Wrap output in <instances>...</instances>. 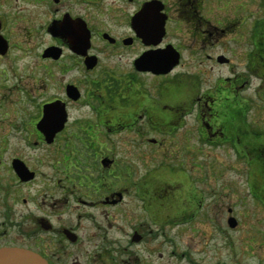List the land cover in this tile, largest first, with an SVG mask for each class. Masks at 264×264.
<instances>
[{
	"label": "flooded vegetation",
	"instance_id": "obj_1",
	"mask_svg": "<svg viewBox=\"0 0 264 264\" xmlns=\"http://www.w3.org/2000/svg\"><path fill=\"white\" fill-rule=\"evenodd\" d=\"M257 9L258 0H0V250L45 264H210L213 235L194 250L164 228L241 224L233 207L224 214L210 148L232 146L264 177V103L240 101L261 68L264 81ZM241 62L245 71L220 76ZM215 71L207 90L204 72ZM262 182L249 184L260 202Z\"/></svg>",
	"mask_w": 264,
	"mask_h": 264
},
{
	"label": "rangeland",
	"instance_id": "obj_2",
	"mask_svg": "<svg viewBox=\"0 0 264 264\" xmlns=\"http://www.w3.org/2000/svg\"><path fill=\"white\" fill-rule=\"evenodd\" d=\"M257 19L262 23L259 24L260 36L258 33V39L261 40V31H264V1L258 0V9H257ZM251 20H255L254 17ZM262 31V32H263ZM185 63H188L187 58H185ZM187 66L181 70H187ZM204 68L203 70H206ZM243 62L236 66H225L219 71L220 76H230L234 73H240L245 71ZM259 71L261 77H252L251 81L246 88L241 89L240 101L243 109H247L250 105L254 107H260L264 103V81L262 79V68ZM204 76L205 82L204 87H207V90H213L215 83H212L213 77L217 74L210 73ZM226 78V77H224ZM203 81H201V84ZM196 91V89H195ZM252 97V99H251ZM261 98V100H259ZM195 100V99H194ZM233 100V99H232ZM224 109L220 113L224 114L225 119L228 118V115L225 112V109L231 103V100L223 99ZM248 111H243L242 117L247 116ZM221 114V116L223 115ZM183 119L186 120V123H196V119L193 116L186 113L183 116ZM227 124V123H226ZM225 124V125H226ZM244 126V124H242ZM264 126V125H263ZM258 129V127H256ZM263 130L262 128H260ZM183 131H179V135H182ZM163 138V137H162ZM170 140L169 138H167ZM241 151V147L238 146ZM170 150L171 147L169 146ZM210 163L208 164V169L211 173L219 172V176L222 179L219 183L223 182V187L220 184L219 187L222 188L221 192L226 194L225 204L223 206L224 214L227 218L228 207H233L235 209L237 218L240 222L239 225L231 229L225 223L222 227L211 226L208 222L197 223L193 227H170L164 228L167 235L171 236H184V241H188L193 247L194 250H201L202 243L198 244L199 235H213V240L207 245L210 251L209 257L207 258V263L210 264H264V199L254 200L249 194V184L251 186H262L264 181L263 175L259 173L258 167H255L253 163L246 162L242 157L237 155V152L234 151V148L230 145L226 146H215L210 148ZM161 157H165L164 154H161ZM214 174V175H215ZM259 195V194H258ZM263 201V202H262ZM184 206L180 207V210L183 211ZM186 212V211H185ZM188 215L194 214L193 210H187ZM214 213V212H213ZM240 213L242 215H240ZM239 214V215H238ZM186 217V215L184 216ZM182 217V219L184 218ZM192 228L193 232L190 230ZM195 239L191 236H196ZM249 235L254 236L258 242L257 246V257L251 255V242ZM262 242V243H261Z\"/></svg>",
	"mask_w": 264,
	"mask_h": 264
},
{
	"label": "water",
	"instance_id": "obj_3",
	"mask_svg": "<svg viewBox=\"0 0 264 264\" xmlns=\"http://www.w3.org/2000/svg\"><path fill=\"white\" fill-rule=\"evenodd\" d=\"M229 225L235 228L236 220L230 219ZM0 264H45V262L37 254L26 250L2 249L0 250Z\"/></svg>",
	"mask_w": 264,
	"mask_h": 264
}]
</instances>
